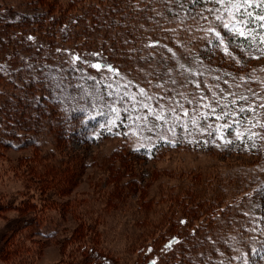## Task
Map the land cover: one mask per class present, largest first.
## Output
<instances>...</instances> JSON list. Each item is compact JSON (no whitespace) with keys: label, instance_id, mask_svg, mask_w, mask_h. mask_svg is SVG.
Wrapping results in <instances>:
<instances>
[{"label":"rangeland","instance_id":"374dc122","mask_svg":"<svg viewBox=\"0 0 264 264\" xmlns=\"http://www.w3.org/2000/svg\"><path fill=\"white\" fill-rule=\"evenodd\" d=\"M127 2L141 10L152 5L155 17L146 14L159 31L144 23L146 37L152 41L158 32L160 44L155 49L147 41L143 61L132 58L130 70L121 72L117 87L127 98L112 122L98 137L97 128L90 143L71 137L58 150L45 128L25 135L36 140V150L26 144L0 148V208L11 207L0 214V237L17 218L36 219L11 241L15 254L0 264H86L91 249L98 257L91 264H142L148 247L184 233L179 220L188 217L195 199L226 205L259 180L255 159L219 151L224 139H240L249 127L226 133L219 103L228 96L219 99L212 89L198 88L206 69L198 48L220 37L214 24L233 28L237 11L249 8L247 0ZM196 2L201 6L186 12L185 5L194 8ZM258 4L264 11V0H251V6ZM262 9L244 13L264 22ZM227 39L221 41L229 44ZM251 130L247 136L257 133ZM213 144V151L202 147ZM34 151L35 159L26 161ZM62 172L69 179L61 177L58 187L52 182L53 191L43 189L39 176ZM23 202L33 207L19 215L14 209ZM79 248L87 254L81 256Z\"/></svg>","mask_w":264,"mask_h":264},{"label":"trees","instance_id":"16d2710c","mask_svg":"<svg viewBox=\"0 0 264 264\" xmlns=\"http://www.w3.org/2000/svg\"><path fill=\"white\" fill-rule=\"evenodd\" d=\"M259 4L247 10L260 14ZM132 6L127 0H0V128L5 132L0 131V148L26 144L36 150V140L25 135L45 128L56 149L71 137L90 143L97 128L96 137L100 135L127 98L119 95L117 79L130 70L132 58L143 61L142 46L149 40L146 27L159 31L150 22L155 17L152 5L148 10ZM185 6L193 14L201 4ZM247 10L237 11L233 28L231 23L228 28L214 24L220 37L198 48L197 57L206 68L198 88L212 89L219 99L228 96L219 103L228 121L226 133L249 127L240 139H224L219 151L255 159L259 180L226 205L202 199L187 203L188 217L179 221L188 234L173 233L159 246L149 245L142 264H264V22L253 14L250 19ZM157 34L148 41L151 48L160 44ZM251 129L257 133L247 136ZM214 146L202 147L213 151ZM35 156L36 151L26 161ZM61 174L39 176L43 189L53 191V184H63L61 177L69 179L68 173ZM32 207L23 202L14 210L23 215ZM9 208H0V214ZM196 219L193 227L190 221ZM33 220L17 218L2 234L0 260L15 254L11 241ZM80 252L85 256L88 251ZM95 256L91 249L86 264Z\"/></svg>","mask_w":264,"mask_h":264},{"label":"snow or ice","instance_id":"6c2138e0","mask_svg":"<svg viewBox=\"0 0 264 264\" xmlns=\"http://www.w3.org/2000/svg\"><path fill=\"white\" fill-rule=\"evenodd\" d=\"M247 2L249 3V6H251V0H247ZM248 15H249V18L251 19V13H248ZM259 19L264 20V15L259 16ZM240 35H243V32H240ZM241 111H243V109H241Z\"/></svg>","mask_w":264,"mask_h":264}]
</instances>
